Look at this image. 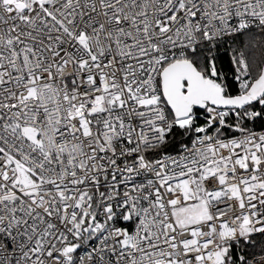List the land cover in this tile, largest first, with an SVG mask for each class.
Returning a JSON list of instances; mask_svg holds the SVG:
<instances>
[{
  "label": "snow or ice",
  "instance_id": "1",
  "mask_svg": "<svg viewBox=\"0 0 264 264\" xmlns=\"http://www.w3.org/2000/svg\"><path fill=\"white\" fill-rule=\"evenodd\" d=\"M252 29L264 0H0V264H264V67L198 62Z\"/></svg>",
  "mask_w": 264,
  "mask_h": 264
},
{
  "label": "trees",
  "instance_id": "2",
  "mask_svg": "<svg viewBox=\"0 0 264 264\" xmlns=\"http://www.w3.org/2000/svg\"><path fill=\"white\" fill-rule=\"evenodd\" d=\"M233 42V43H232ZM231 45V46H230ZM212 50L216 51V55L213 58H209L215 64L219 77L222 72H233L236 69V64L234 63L233 56L234 54H239L241 51L244 52L245 57L249 61V77L250 79L257 76L260 68L264 64V37H261L258 29H252L250 32H246L243 36L232 37L226 41L215 44ZM228 52H227V51ZM205 54L204 52L198 57V62L205 63L204 61ZM225 84L228 86L227 91L230 95H237L238 91L236 89L235 83L230 80H226ZM259 106H257L258 110ZM197 126L203 125L205 123V117L201 115L200 111H197ZM245 128L248 131H255L264 129V119H257L253 123H249L248 120L242 121ZM228 136H235L241 133L234 132L232 130H226ZM196 133L193 129L191 135L188 136H178L175 140L171 141V145L167 149V152L177 151L180 148L188 145L194 139ZM253 242L256 243V251H259L261 244L264 243V237L258 235H253ZM247 250H252L250 247L246 246Z\"/></svg>",
  "mask_w": 264,
  "mask_h": 264
},
{
  "label": "built area",
  "instance_id": "3",
  "mask_svg": "<svg viewBox=\"0 0 264 264\" xmlns=\"http://www.w3.org/2000/svg\"><path fill=\"white\" fill-rule=\"evenodd\" d=\"M230 38H232V37H226V38H223V39H221V40L216 41L215 44H217V43H221V42L226 41V40H228V39H230ZM214 46H215V45H214ZM214 46H212V45L209 46V47L211 48V52H208V51H205V52H204V54H205L206 57H208V58H213V57L216 55V51H215V50H212ZM235 68H236V67H235ZM237 75H238V73H236V74H232V73L225 72V73H223V74L220 75V77H219V81H220V82H223L224 84H225V81H226V80H230V81H232L233 83H235V85H236V89H237L238 94H239L240 89H239V81L236 80V76H237ZM201 113H203L202 116H204V117L207 116V113H206V112L202 111ZM234 122H235V117H234V115L230 114V117H229V123H234ZM248 122H249V123H253L252 120H248ZM262 131H264V129L255 130V131H251V132L254 133V134H256V135H259ZM228 137H229V138L235 137V138H238V139H242V138H243L242 134L235 135V136H228ZM196 139H197V134L195 135V137H194V139L192 140V142H190L188 145H186V148H187V149H191V148L193 147V141H195ZM184 154H186V153H185V146L182 147V148H180V149L177 150V151L166 152L164 155H171V156H173V157H176L177 155H184ZM152 158H153V159H158L159 157L153 156ZM220 207H221V210H224V205H223V204H221ZM237 211H239V210L237 209ZM254 235H255V234H254Z\"/></svg>",
  "mask_w": 264,
  "mask_h": 264
},
{
  "label": "bare ground",
  "instance_id": "4",
  "mask_svg": "<svg viewBox=\"0 0 264 264\" xmlns=\"http://www.w3.org/2000/svg\"><path fill=\"white\" fill-rule=\"evenodd\" d=\"M234 38H235V37H234ZM232 43H233V42H232ZM230 46H231V45H230ZM226 51H227V50H226ZM227 52H228V51H227ZM223 73H225V72H222V74H223ZM228 73L236 74V73H237V70H236V69H234V71H233V72H229V71H228Z\"/></svg>",
  "mask_w": 264,
  "mask_h": 264
},
{
  "label": "water",
  "instance_id": "5",
  "mask_svg": "<svg viewBox=\"0 0 264 264\" xmlns=\"http://www.w3.org/2000/svg\"><path fill=\"white\" fill-rule=\"evenodd\" d=\"M262 67H264V64H263V66ZM197 111H200V112H202V111H204V110H200L199 108H198V106H197Z\"/></svg>",
  "mask_w": 264,
  "mask_h": 264
},
{
  "label": "rangeland",
  "instance_id": "6",
  "mask_svg": "<svg viewBox=\"0 0 264 264\" xmlns=\"http://www.w3.org/2000/svg\"><path fill=\"white\" fill-rule=\"evenodd\" d=\"M201 65H203V63H201ZM250 78V77H249Z\"/></svg>",
  "mask_w": 264,
  "mask_h": 264
}]
</instances>
